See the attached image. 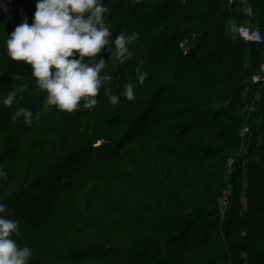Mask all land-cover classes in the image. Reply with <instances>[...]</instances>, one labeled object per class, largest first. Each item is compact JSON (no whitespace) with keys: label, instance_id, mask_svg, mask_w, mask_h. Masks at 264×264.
Instances as JSON below:
<instances>
[{"label":"trees","instance_id":"1","mask_svg":"<svg viewBox=\"0 0 264 264\" xmlns=\"http://www.w3.org/2000/svg\"><path fill=\"white\" fill-rule=\"evenodd\" d=\"M103 3L110 10L105 15L113 40L120 32L139 36L128 45L131 56L123 64L110 60L107 46L95 58L105 59L100 75L111 80L102 84L92 108L83 106V98L80 101L79 118L83 111L93 116L81 128V137L62 143L60 129L71 112L49 105L46 91L33 87L25 100L39 104L31 106L30 131L16 136L20 142L17 157L6 165V172L10 143L7 139L0 142V170L7 176L0 177V203L6 206L5 216L19 221L20 235L13 239L33 250L30 264H42L44 233L57 196L52 201L39 199L37 190L47 188L51 193L53 189L43 182L64 179L62 170L70 173L66 167L75 169L80 155L93 150L110 160L113 168L104 166L103 170L107 169L109 180L117 170L122 172L121 182L133 186L138 200L132 201L127 187L126 195L120 190L116 201L107 202L109 221L128 230L123 232L124 240L115 241L119 230L110 226L90 236L94 243L69 242L70 250L65 249L64 259L59 255L61 260L76 263L97 254L100 264H264V160L244 165L253 178L241 218L230 222L228 210L224 218L219 206L224 197L222 203L234 206L239 202L243 165L239 157H233L227 178L225 156L242 145L251 149L259 117L263 136L259 149L264 148V78L259 79L264 75V0ZM35 10L36 0H0V78L4 84L17 80L20 86L18 80L30 76L31 65L11 60L4 41L25 17L31 23ZM231 21L257 27L262 43L231 37ZM137 68L148 75L142 84L136 83L135 99L127 100L124 85L136 81ZM253 76L257 81H251ZM12 90L10 86L8 92ZM113 94L120 97L118 104L110 102ZM4 98L0 96V101ZM5 110L13 109L0 102V122ZM51 136L53 141L46 138ZM47 147L56 156L40 173L39 157ZM53 169L55 174L45 177ZM75 181L65 183L70 193ZM62 184L55 190L63 188ZM151 209L172 224L152 229ZM106 222L100 220V224ZM68 225L75 223L69 220Z\"/></svg>","mask_w":264,"mask_h":264},{"label":"clouds","instance_id":"2","mask_svg":"<svg viewBox=\"0 0 264 264\" xmlns=\"http://www.w3.org/2000/svg\"><path fill=\"white\" fill-rule=\"evenodd\" d=\"M109 11L103 0H36L32 22L25 17L7 35L4 41L7 56L31 65V74L37 86L46 91L49 105L72 112L83 98V106L92 108L102 84L111 80L108 75H100L107 63L105 59L95 58L105 46L113 62L123 64L131 56L128 45L139 34L120 32L113 40L105 15ZM136 73V81L124 85L127 100L135 99L136 83L142 84L148 75L139 68ZM15 98L16 92L12 90L0 102L11 106ZM108 98L113 105L120 100L114 94ZM17 117H22L29 126L33 122V113L28 108H19L13 119ZM0 177L7 178L2 170ZM5 209V204L0 203V264H30L33 250L13 239L20 235L19 221L5 216Z\"/></svg>","mask_w":264,"mask_h":264},{"label":"rangeland","instance_id":"3","mask_svg":"<svg viewBox=\"0 0 264 264\" xmlns=\"http://www.w3.org/2000/svg\"><path fill=\"white\" fill-rule=\"evenodd\" d=\"M245 25H238L235 22H229L228 33L231 37H242L241 29ZM87 61V58H85ZM263 68V63H262ZM32 68H29V77H26L23 80H12L8 82V84H4V81L0 78V96H7L8 89L10 86L13 87V90L16 92V98L13 104L10 106L13 110H5L6 117L0 122V142L1 140L6 139L9 141L10 146L8 150V156L6 157L5 164V172L6 165L8 163L14 161L17 157L18 153V144L20 143L16 136L20 133H27L30 131L29 125L23 122L22 117H17L15 120L13 119L14 113L19 108H28L32 109L31 106L38 105L39 101L34 100L32 102H28L25 100L27 98L33 87H38L36 84V79L31 74ZM1 77V75H0ZM264 78V75H259V79ZM252 82L257 81V77L253 76L251 79ZM24 85H27L25 88ZM23 89V90H21ZM259 97V95L257 96ZM5 107H9L3 104ZM2 107V106H1ZM8 109V108H7ZM32 111V110H31ZM66 125L65 121L63 122V127L60 129V136L62 143L65 142L70 137L73 140L81 137L82 133L80 132L82 127H87V124L93 119V116L89 113L82 112L81 118H79V110L72 111L69 115H67ZM255 128L256 132L252 140V147L249 150L247 145H242L238 151L232 152L228 154L226 157V177L229 178L231 175L230 166L233 162V157H239L241 159V164L243 165L241 177L239 179V187L241 190V196L239 198V202L233 206V203L229 205H222V200H226V198H222L219 206L222 214L224 215L225 211L228 210V220L230 222L236 223L239 218H241L242 210L247 209V189L249 188L253 173L249 171L248 166H244L248 162L252 161H263L264 160V148L259 149V146L263 144V136L261 133V119H255ZM242 132H247L246 129H242ZM242 133V134H243ZM48 140L53 141V136L46 137ZM101 142V141H100ZM99 142V143H100ZM7 149V148H6ZM5 149V150H6ZM3 150V151H5ZM100 153L97 151H87L80 155V162L77 164L76 168L69 167L66 169L71 170L70 173L67 174L65 170H62V176L64 179L62 180H51V182H43L53 189L50 193L47 188H42L41 190H37V196L39 199H48V201H52L55 198L53 196H57L54 207L52 210V215L49 218V222L44 233V245H45V255L42 259V264H100L101 259L97 254L92 255L87 258H80L78 262H64L61 260L60 256L63 258V253H66L70 250L69 242L77 241L79 245L85 244V241H89L94 243L90 236L93 234H97L98 231L108 228L111 226V229L117 228L119 232H115V236L113 239L117 242H120L125 239V234L128 232L127 229L122 228L117 222L109 221V217L111 215L107 212V202H114L119 198V194L123 190V192L127 193V187L131 188L130 194L132 201H137L138 199H134L133 196V186L130 187L129 184L126 185L121 182V179L124 178V174L117 170L114 175L113 180H109L107 175V169H111L110 160L104 156H99ZM56 154H51L49 147L44 149L39 157V172L43 173L48 165V161L54 158ZM224 156V155H223ZM222 156V157H223ZM98 158V160H97ZM65 163H69L65 161ZM104 166H108V168L103 172ZM56 169H53L49 175L45 177H49L50 175L55 174ZM44 177V178H45ZM75 179V185L73 188V193H70L68 190V186H66V181ZM105 181V184H104ZM110 181V183H108ZM63 182V188L60 190H55L59 185ZM109 184V185H108ZM106 185V187L104 186ZM101 190H104L102 192ZM121 190V191H120ZM228 194V191L225 192V195ZM124 195V196H125ZM53 197V198H52ZM168 200L173 202L172 198L168 197ZM75 202H79V205H76ZM112 208V206H111ZM226 217V214L223 216ZM107 220L106 223H101L100 220ZM69 220H73L75 225L69 226ZM98 220V221H97ZM148 220L150 222L151 228L161 229L163 224L170 226L172 223L168 217L163 219L161 217V213H157L154 209H151V212L148 214ZM94 224V230L91 231V225ZM118 224V225H117ZM90 225V228H89ZM119 226L122 228H119ZM235 233H237L238 228L234 226ZM121 231V232H120ZM125 232V234L123 233ZM102 234V231H101ZM242 234V233H241ZM123 236V237H122ZM56 257L52 258V253H55ZM80 252H84V249L81 247ZM64 259V258H63Z\"/></svg>","mask_w":264,"mask_h":264},{"label":"built area","instance_id":"4","mask_svg":"<svg viewBox=\"0 0 264 264\" xmlns=\"http://www.w3.org/2000/svg\"><path fill=\"white\" fill-rule=\"evenodd\" d=\"M240 1L244 2L245 0H240ZM241 35L242 38H244L245 40H251L257 43H262L263 41V36L257 27H250L248 25H245V27L243 26L241 29ZM262 72L264 73V64H263ZM224 204L225 202L222 203V205Z\"/></svg>","mask_w":264,"mask_h":264},{"label":"crops","instance_id":"5","mask_svg":"<svg viewBox=\"0 0 264 264\" xmlns=\"http://www.w3.org/2000/svg\"><path fill=\"white\" fill-rule=\"evenodd\" d=\"M246 25V24H245Z\"/></svg>","mask_w":264,"mask_h":264}]
</instances>
